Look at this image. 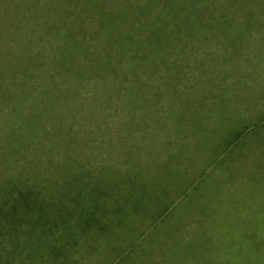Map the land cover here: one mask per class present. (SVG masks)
Segmentation results:
<instances>
[{
  "label": "trees",
  "instance_id": "16d2710c",
  "mask_svg": "<svg viewBox=\"0 0 264 264\" xmlns=\"http://www.w3.org/2000/svg\"><path fill=\"white\" fill-rule=\"evenodd\" d=\"M263 125L264 0H0V264H71L175 166L247 164Z\"/></svg>",
  "mask_w": 264,
  "mask_h": 264
},
{
  "label": "rangeland",
  "instance_id": "374dc122",
  "mask_svg": "<svg viewBox=\"0 0 264 264\" xmlns=\"http://www.w3.org/2000/svg\"><path fill=\"white\" fill-rule=\"evenodd\" d=\"M201 104L194 98L188 108L190 115L196 117L194 112ZM183 105L182 109L189 106ZM224 119L195 137L198 148L210 150L216 136L224 138L231 126ZM145 132L137 130L139 136ZM250 140L256 142L253 146H264V135ZM263 150L251 148L247 164L236 161L231 169L213 170L212 166L201 170L191 164L163 173V184L149 188L147 196L137 195L118 205L122 215L116 221L117 233L101 234L105 236L92 241L87 249L89 236L83 238L70 263L264 264ZM115 158V154L109 157L113 162ZM2 248L6 259L8 245L3 243Z\"/></svg>",
  "mask_w": 264,
  "mask_h": 264
}]
</instances>
